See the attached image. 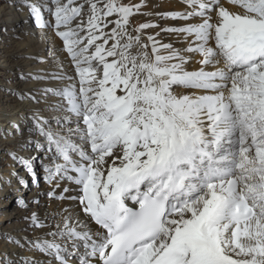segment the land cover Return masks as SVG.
Returning <instances> with one entry per match:
<instances>
[{"label": "snow or ice", "instance_id": "1", "mask_svg": "<svg viewBox=\"0 0 264 264\" xmlns=\"http://www.w3.org/2000/svg\"><path fill=\"white\" fill-rule=\"evenodd\" d=\"M20 3L61 40L74 75L19 73L58 83L7 89L50 113L27 117L22 146L37 155L8 154L37 186L39 161L45 195L68 206L41 216L39 199L17 198L28 227L47 231L4 238L46 259L5 250L0 264H264V0ZM23 134L15 120L0 126V140Z\"/></svg>", "mask_w": 264, "mask_h": 264}, {"label": "bare ground", "instance_id": "2", "mask_svg": "<svg viewBox=\"0 0 264 264\" xmlns=\"http://www.w3.org/2000/svg\"><path fill=\"white\" fill-rule=\"evenodd\" d=\"M3 1L4 3L2 2V4H0V126H4L10 120H15L16 122L21 123L24 127L23 138L17 135L14 139L10 138L7 142L0 140V157L6 156L8 157L7 162L15 164L12 165L13 170L10 173L3 174V171H7L10 167L0 171V206H6L7 209L8 207H11L14 198H17L18 196L15 195V192H17V190H22L25 187L19 183V179L23 178L24 180H28L27 178L30 176V174L27 173L26 168H19V164L21 165V163L13 160L8 153L10 150L16 151L25 159H27L29 155H36V152L33 150L31 145L27 147L22 146L23 142L29 138L27 128L30 125L27 123V117L31 115V111L35 107L41 108L42 114L45 117L50 115L44 104H22L18 102L16 97L9 93L7 89L11 88L29 91L43 86L53 87L58 83L55 81L39 82L31 79L22 80L19 77L20 72L27 73L29 71H35L36 69H43L46 72L56 71L59 65H62L64 71L70 76L74 75V72L70 58L63 51L62 42L58 37H56L55 33L51 29L39 28L36 25L34 18L29 14V9L22 6L20 0ZM129 1L131 3L138 2V0ZM148 5V8L144 9V11H170L180 10L183 8L181 0H148ZM138 19L147 20L152 19V17L140 16ZM156 22L162 27L176 23L171 20H157ZM12 26H16L15 30H17L18 33H12L10 30ZM5 28L7 31H4ZM153 31H159V29L151 30V32ZM161 38L164 42H169L170 39L174 40L175 36H169L168 34L162 33ZM50 47L55 52V58L49 56ZM2 49L3 51H1ZM36 56L44 57L45 62H39L30 58ZM3 78H7L5 83L1 82ZM50 100L55 101L56 98L51 97ZM34 167L40 175V182L38 186L36 184L34 185L31 189L30 196H28L26 200H32L34 198L39 199L40 204L30 205V208L43 216L46 212L56 211L61 207H67V201L61 202L55 199H50L47 196H42V192L44 190H48L50 185L45 183L43 180V175H41V172L43 171L40 167L39 161L34 162ZM8 181H10V183H8ZM38 193L39 195H37ZM16 194H19V192ZM6 196L8 197L7 199H5ZM19 209L13 207L10 208L8 216H12V218H19L21 215H28V210L23 208L22 210ZM15 212H17V214L13 215ZM2 217L3 214L0 215V220ZM9 228H13L12 235L14 236H28L30 238L27 230L30 229L28 227V221L16 223ZM45 231H47V229L34 230V234L32 236H40ZM0 248L2 253L7 250L10 256L13 252L23 255L21 254L23 249L14 248V246L9 244L5 238L1 239V234ZM31 253L37 258L46 259L40 253Z\"/></svg>", "mask_w": 264, "mask_h": 264}, {"label": "rangeland", "instance_id": "3", "mask_svg": "<svg viewBox=\"0 0 264 264\" xmlns=\"http://www.w3.org/2000/svg\"><path fill=\"white\" fill-rule=\"evenodd\" d=\"M2 2L4 3V1L3 0H1L0 1V4H2ZM124 2L125 3H129L130 1L129 0H124ZM140 16H138V18H139ZM137 17H135V18H133V24H138V23H141V22H145V20H140V19H138ZM15 28H16V26H12V28L10 29L11 31H12V33H18V31L17 30H15ZM149 32H151V30H148ZM4 49V48H3ZM3 49L1 50V51H3ZM0 56H1V54H0ZM0 63H1V60H0ZM0 68H1V66H0ZM7 78H3L2 79V83H5ZM33 148V147H32ZM7 150V149H6ZM8 152V151H7ZM36 155H37V153H36ZM25 156H27V155H25ZM3 157V158H2ZM2 157H0V171H2V170H4L5 168H7V167H10V169H8L7 171H3V174H6V173H10V172H12V165H15V164H11V163H9V162H7V160H8V157H4V156H2ZM28 157V156H27ZM12 158V157H11ZM22 165V164H21ZM20 164H19V168H25V166L24 165H22L21 166ZM19 170V169H18ZM41 175H43V172H41ZM28 180V185H27V187H24L22 190H17V192H15V195H18L17 196V198H24V199H26L28 196H30V193H31V189L34 187V185L35 184H33L32 183V178H31V176H29L28 178H27ZM47 188V187H46ZM19 192V194H16V193H18ZM47 192V190H44L43 192H42V196H46L45 195V193ZM13 196V195H12ZM34 196V195H33ZM17 198L15 197L14 198V200H13V203H12V205H11V207H8L7 209H6V206H0V215L1 214H3V217H2V219L0 220V234H1V239L2 238H4L5 237V233L4 232H7V233H13V228H9L10 226H12V225H15L16 223H23V222H27L25 219H24V216H26V214L25 215H21L19 218H12V216L10 217V216H8V213L10 212V208H20L19 210H22V207H20V206H18L17 204H16V200H17ZM48 205V204H47ZM49 207V206H48ZM17 214V212H15L13 215H16ZM16 217V216H15ZM23 217V218H22ZM5 219V220H4ZM18 219V220H17ZM6 221H7V223H6ZM19 226V225H18ZM24 226H26V225H24ZM23 226V227H24ZM2 228V229H1ZM28 230V234H29V236H30V238L31 237H33L32 235L34 234V230L32 231V229H27ZM4 231V232H3ZM35 236V235H34ZM4 252V251H3ZM0 253H2V250H1V248H0ZM25 253H28V254H25ZM21 254H23V255H33L31 252H28V251H25V250H23V251H21Z\"/></svg>", "mask_w": 264, "mask_h": 264}]
</instances>
